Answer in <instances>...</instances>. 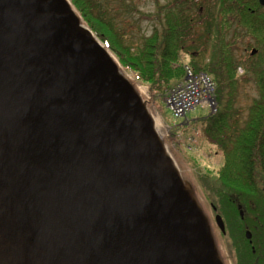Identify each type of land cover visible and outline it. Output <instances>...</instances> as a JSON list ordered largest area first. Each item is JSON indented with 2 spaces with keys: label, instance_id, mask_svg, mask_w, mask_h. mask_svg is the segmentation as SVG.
I'll return each mask as SVG.
<instances>
[{
  "label": "water",
  "instance_id": "water-1",
  "mask_svg": "<svg viewBox=\"0 0 264 264\" xmlns=\"http://www.w3.org/2000/svg\"><path fill=\"white\" fill-rule=\"evenodd\" d=\"M0 264H222L146 102L69 0H0Z\"/></svg>",
  "mask_w": 264,
  "mask_h": 264
},
{
  "label": "trees",
  "instance_id": "trees-1",
  "mask_svg": "<svg viewBox=\"0 0 264 264\" xmlns=\"http://www.w3.org/2000/svg\"><path fill=\"white\" fill-rule=\"evenodd\" d=\"M174 1L178 8L169 5L165 17L161 16L160 7V12L155 14L161 27L155 26L139 44H132L126 41L121 26L102 7L100 0H70L83 22L115 54L119 64L149 85L153 98H162L169 88L182 80L186 64L183 55L194 46L199 49L203 46L201 51H205L211 35L208 28L201 31V21L194 16V8L203 6L205 1ZM238 13L240 10L231 1L220 4L211 59L201 65L195 60L190 63L196 72H208L216 84L218 110L216 114L205 116L197 130L222 152L223 162L218 170L219 201L224 211L231 212L234 228L241 233L237 239L239 244L249 243L245 230L253 233L252 243L255 244L264 243V24L249 21L245 13L239 17L247 24L249 33L256 37L259 48L253 61L246 64L241 73L244 64L235 56L239 32L233 26ZM250 81L258 96L250 104L246 118L242 119L236 103L241 85ZM175 137L177 133L172 131L166 141L173 143ZM216 207L223 211L221 205ZM242 208L243 216L240 214ZM256 257L264 259V256Z\"/></svg>",
  "mask_w": 264,
  "mask_h": 264
},
{
  "label": "rangeland",
  "instance_id": "rangeland-1",
  "mask_svg": "<svg viewBox=\"0 0 264 264\" xmlns=\"http://www.w3.org/2000/svg\"><path fill=\"white\" fill-rule=\"evenodd\" d=\"M102 7L109 11L118 26H121L125 34L126 41L132 44H139L141 39L145 35H150L154 31V27H161V22L155 19V14L160 12L161 16L165 17L166 8L170 6H175L178 8L174 0H100ZM203 6H196L194 8V16L198 21H201L199 28L201 31L205 32L207 28L211 32L208 36L209 43L205 45V51H201L203 46H194L190 48L189 53L185 56L183 55V60L186 64L191 66V61L195 60L199 64H204L208 62L212 57V47H213V34L214 25L217 21V4L212 3V0H202ZM219 8V6H218ZM198 11L200 15L198 16ZM199 17V18H198ZM240 23H235V29L239 32L237 28ZM196 26V23H195ZM208 26V27H207ZM99 39V38H98ZM247 40V39H246ZM237 41V49L235 51V56L244 65L240 69L242 73L244 71L245 65L251 63L253 58H251V50L258 47L256 43ZM103 44V42L99 39ZM252 44V46H251ZM259 50V48H258ZM115 59V54L108 50ZM121 66V65H120ZM244 67V68H243ZM122 68V66H121ZM125 75L131 80L135 88L141 95L142 99L146 102L147 107L153 117L156 119L159 125L158 132L159 135L166 138L172 134V131L177 133L175 137L176 141L173 143H167V149L177 164L183 178L185 179L187 185L189 186L191 192L193 193L195 199L197 200L199 207L206 215L208 220L210 231L213 236V241L218 246L231 244L235 241L241 233L234 228V221L230 217L229 211L223 208L222 203L219 201V195L217 190L219 189L220 181L218 179V170L222 165L223 156L220 148L208 142L203 136L199 135V128L201 120L209 115V108L204 106H198L192 111L188 112L186 117H175L172 111L169 109L165 102V98H153L148 92L149 85L142 83L135 79L134 72L131 70H125L122 68ZM258 96L257 89L253 83L243 84L240 87L239 97L236 103V107L241 111L242 119H245L248 113V108L252 103L253 99ZM198 127V128H197ZM196 128V129H195ZM198 129V130H197ZM234 196V195H233ZM238 197V196H237ZM211 204L222 207L223 211L217 208V213L223 216L224 223L228 230V240L225 238L216 224L214 211ZM238 209V207H237ZM243 210V208H242ZM220 250L221 247H220ZM217 254L220 261L223 264L221 252L217 248Z\"/></svg>",
  "mask_w": 264,
  "mask_h": 264
},
{
  "label": "flooded vegetation",
  "instance_id": "flooded-vegetation-1",
  "mask_svg": "<svg viewBox=\"0 0 264 264\" xmlns=\"http://www.w3.org/2000/svg\"><path fill=\"white\" fill-rule=\"evenodd\" d=\"M212 3L217 4L220 6V4L225 1H231L234 3L235 8L240 10V13H238V17H234L233 19V26L235 27V23H240L237 27L239 29V40L249 42V46L245 48V50H248L250 47V42L255 43L256 37L249 33L247 29V24L244 23L241 18V15H247L250 19L249 21H254L256 23H262L264 24V0H212ZM217 6V9H219ZM201 8V7H200ZM236 15V16H237ZM252 46V44H251ZM259 52L258 47L255 46V48H252L251 50V58H253L257 53ZM240 207V204H238V208ZM216 208V207H215ZM217 209H214L216 211ZM217 213V212H216ZM241 216H243V210H240ZM250 232V237L247 235V233ZM223 236L228 240V230L227 226L225 225V232H222ZM245 236L249 240V243L239 244V240L233 241L231 244H225L218 246L216 244L217 248L221 252V257L223 264H264V259H260L256 256H264V243H252L253 233L250 230H245ZM241 239V238H240ZM220 247L222 250H220Z\"/></svg>",
  "mask_w": 264,
  "mask_h": 264
},
{
  "label": "built area",
  "instance_id": "built-area-1",
  "mask_svg": "<svg viewBox=\"0 0 264 264\" xmlns=\"http://www.w3.org/2000/svg\"><path fill=\"white\" fill-rule=\"evenodd\" d=\"M166 104L175 117H183L198 106L216 112V86L212 77L186 66L185 78L167 92Z\"/></svg>",
  "mask_w": 264,
  "mask_h": 264
},
{
  "label": "bare ground",
  "instance_id": "bare-ground-1",
  "mask_svg": "<svg viewBox=\"0 0 264 264\" xmlns=\"http://www.w3.org/2000/svg\"><path fill=\"white\" fill-rule=\"evenodd\" d=\"M154 120H155V127H156V130H157V132H158V130H159V125H158V122L156 121V119L154 118ZM159 133V132H158ZM160 134V133H159Z\"/></svg>",
  "mask_w": 264,
  "mask_h": 264
}]
</instances>
